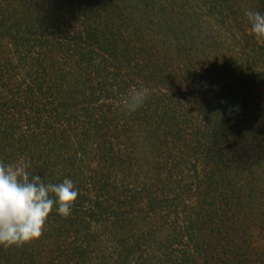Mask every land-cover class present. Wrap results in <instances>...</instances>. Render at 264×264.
I'll list each match as a JSON object with an SVG mask.
<instances>
[{"label":"trees","instance_id":"16d2710c","mask_svg":"<svg viewBox=\"0 0 264 264\" xmlns=\"http://www.w3.org/2000/svg\"><path fill=\"white\" fill-rule=\"evenodd\" d=\"M247 9L264 0H0V162L78 189L0 264H264V150L246 149L264 134V40ZM177 142L190 174L174 176Z\"/></svg>","mask_w":264,"mask_h":264},{"label":"clouds","instance_id":"9594fccd","mask_svg":"<svg viewBox=\"0 0 264 264\" xmlns=\"http://www.w3.org/2000/svg\"><path fill=\"white\" fill-rule=\"evenodd\" d=\"M251 33L264 40V11L247 9L244 12ZM147 89L140 87L122 99L127 113L145 103ZM30 164L0 162V246H20L42 234L45 221L56 206L58 214L67 217L78 196V189L69 178L62 182H45L29 170Z\"/></svg>","mask_w":264,"mask_h":264},{"label":"rangeland","instance_id":"374dc122","mask_svg":"<svg viewBox=\"0 0 264 264\" xmlns=\"http://www.w3.org/2000/svg\"><path fill=\"white\" fill-rule=\"evenodd\" d=\"M78 0H76V2H77ZM240 11L238 10L237 12H235V13H233V16L235 17L236 15H239V16H237V18H240ZM231 22V21H230ZM237 22V25H238V27H237V25L235 24V22H231V27L232 26H234L233 27V29H236V27H237V29H239V26H240V24H239V22L238 21H236ZM248 30V29H247ZM200 62H203V61H201V59H200ZM202 64V63H201ZM196 66H197V64H196ZM178 72H180V71H178ZM203 73V72H202ZM189 92L191 91V90H188ZM197 95H194V97L197 99L198 97H199V95L196 97ZM185 101V100H184ZM191 101H193V100H191ZM197 101V100H196ZM179 104V103H178ZM196 106H198V105H196ZM194 107V106H193ZM194 108H197V107H194ZM199 109V108H198ZM183 110V109H182ZM195 113V112H194ZM250 136V139H248V141H246L247 143H246V149H250V148H252V151H256V152H258L259 153V151H261V150H264V134H262V138L259 140L258 138H255V135H249ZM191 137V136H190ZM177 145H178V142L177 143H175L174 145H172V153H173V155H177L178 157H177V159H176V161L175 162H173V164L175 165H178V166H176L175 167V171H174V176L175 175H179L180 173H183L184 175H187V174H190V173H188L189 172V170H190V164H189V162L187 161V159H186V156H185V154H182L181 156H179L180 155V153L177 151V149L178 148H176L177 147ZM247 145L249 146V148H247ZM262 157H263V159H264V154H262ZM200 166V165H199ZM182 169V170H181ZM178 172V173H177ZM182 178V177H181ZM190 179V177L189 176H186L183 180L184 181H186L187 182V180H189ZM178 184V183H177ZM182 184H184V183H182ZM178 186V185H177ZM172 188V187H171ZM178 189H175L174 190V192H173V190H172V192H170V194H172V195H177V197H178V199H180V196L178 195V191H177ZM204 195H206V194H204ZM176 198V197H175ZM207 198V200L209 199V197H206ZM193 200H195L197 203H198V201H197V198L193 195L192 196V198H190L189 199V201L191 202V201H193ZM218 198L216 199V201L218 202ZM206 202H208V201H206ZM199 204V203H198ZM205 206V205H204ZM205 208H207L208 209V204L206 205V207ZM261 213H264V212H261ZM260 216H261V214H260ZM264 216V215H263Z\"/></svg>","mask_w":264,"mask_h":264}]
</instances>
